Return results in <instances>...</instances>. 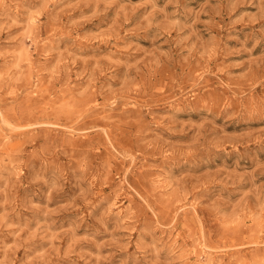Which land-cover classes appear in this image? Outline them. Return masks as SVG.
Instances as JSON below:
<instances>
[{
    "label": "rangeland",
    "instance_id": "obj_1",
    "mask_svg": "<svg viewBox=\"0 0 264 264\" xmlns=\"http://www.w3.org/2000/svg\"><path fill=\"white\" fill-rule=\"evenodd\" d=\"M0 264H264V0H0Z\"/></svg>",
    "mask_w": 264,
    "mask_h": 264
}]
</instances>
